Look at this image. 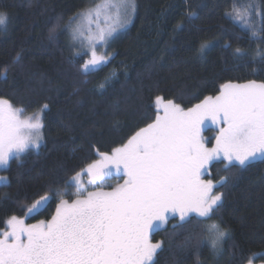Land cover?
<instances>
[{
  "label": "trees",
  "instance_id": "obj_1",
  "mask_svg": "<svg viewBox=\"0 0 264 264\" xmlns=\"http://www.w3.org/2000/svg\"><path fill=\"white\" fill-rule=\"evenodd\" d=\"M96 1L0 0L7 16L0 25V98L24 115L43 111L44 124L41 149L1 172L8 183L0 186V233L13 215L26 225L49 221L61 198H74L70 180L78 172L154 121L157 97L187 110L226 83H264V0H134L132 24L108 45L107 64L86 73L85 57L70 49L66 35L69 21ZM234 3L259 10L251 17L255 37L226 15ZM226 163L213 162L206 176L216 184L228 178L218 189L222 206L208 221L231 231L223 251L215 255L206 242L182 249L202 226L193 220L173 233L171 219L152 234L153 243L163 242L154 264L264 263L252 255L264 253V159L231 172ZM44 195V206L27 217Z\"/></svg>",
  "mask_w": 264,
  "mask_h": 264
},
{
  "label": "snow or ice",
  "instance_id": "obj_2",
  "mask_svg": "<svg viewBox=\"0 0 264 264\" xmlns=\"http://www.w3.org/2000/svg\"><path fill=\"white\" fill-rule=\"evenodd\" d=\"M110 8H117L116 20L106 22V27L97 24L92 34L93 17L98 19L102 10ZM134 11V0H102V4L79 14L89 34L77 28L71 35L74 41L88 44L91 58L83 64L86 73L107 63L110 57L98 55L96 43L106 47L116 25L130 23ZM226 15L253 37L257 35L251 17L259 15V10L251 4L234 3ZM6 21L7 16L0 13V25ZM205 47L202 45L201 50ZM156 104L163 115L157 114L152 123L111 155L99 153L101 159L88 164L84 171L91 190L82 186L84 173L78 172L73 181L81 187L71 201L59 200L49 221L26 225L15 215L8 219L10 231L0 233V264H154L163 242L153 243L150 237L170 219H176L173 233L193 220L202 226L200 232L186 237L182 249H199L206 242L215 255H220L225 239L232 238L231 231L208 221L222 206L223 193L218 189L227 186L228 178L216 184L203 177L215 161H227L225 170L231 172L232 168L264 159V83H226L218 95L207 96L187 110L162 97H157ZM22 111L0 98V167L7 166L13 157L19 160L30 148L40 147L44 127L41 113L22 118ZM208 121L218 127L214 147H208L201 135ZM113 169L122 171L126 179L111 191H104L102 181ZM5 179L0 177V181ZM48 199L41 196L26 212L38 210Z\"/></svg>",
  "mask_w": 264,
  "mask_h": 264
},
{
  "label": "rangeland",
  "instance_id": "obj_3",
  "mask_svg": "<svg viewBox=\"0 0 264 264\" xmlns=\"http://www.w3.org/2000/svg\"><path fill=\"white\" fill-rule=\"evenodd\" d=\"M98 4H102V0H97L90 8H87L86 10L92 9V8H94ZM134 4H135V1H134ZM86 10H84V11H86ZM84 11H82V12H84ZM82 12H80V13H82ZM134 13H135V11L133 13H131L130 23H127L126 25H123V26L116 25V30H115V32H113L112 36L108 39V42H107L106 47H102L99 42L96 43V51H97V54L98 55H107V52H108L107 47H108V45L110 44V42L113 40L114 37H116L117 35H119L120 33L124 32L127 28L130 27V25L132 24V20H133L132 18L134 17ZM79 14L76 15L72 19L74 21V23L68 24V30H67L66 40H67V42H68V44L70 46V49L72 51H74L75 54L85 57V60H86L85 63H86L87 60L91 58L90 52H88V50H87L88 49L87 42L85 41L84 43H81V40L74 41L72 39V35H71L72 30L77 29V28H81L85 32V35L86 36L89 34L88 25L85 22H83V21H81V20L78 19ZM119 15H120V18L122 19L123 16H124V8L123 7L119 8ZM116 18H117V8H110V9L102 10L101 15H100V17L98 19L95 16L93 17V21L94 22L91 25V32H92V34H95L96 33V31H97V24H99L101 27H106L107 24L113 23L116 20ZM106 22H107V24H106ZM81 39H83V38H81ZM106 64H103L102 66H104ZM102 66H100V67H98L96 69H93V70H91L89 72L96 71V70L100 69ZM111 81H112V78H110L106 83H103L100 86V90H104L105 87L109 83H111ZM156 107H157L158 114L159 115H163V109L160 108L157 104H156ZM37 113H41V120H42V123H43V111H39V112H35V113H32V114H27V115H24L21 112V117L24 118L26 116H33V115H35ZM41 133H42V139L40 141V147L38 149H32V148H30L26 152L31 151V150H33V151H39L41 149V147L43 146V143H44L43 129H41ZM217 134H218V127L215 124H212L210 121L206 122V124H205V126H204V128L202 130L201 135L203 136V138H204V140L206 142V145L208 147H214L215 146V139L214 138H215V136ZM25 153H23V154H25ZM23 154H21V156ZM14 159H15L14 157L11 158L9 160L7 166L0 167V177H5V176H3L1 174V172L3 170L7 169L9 167L11 161L14 160ZM100 159H101V157H100ZM81 173H84L80 177L81 182H82V186L89 187V189L91 190V186L88 184L89 176L86 174L85 171H83ZM113 178L114 179L117 178V179L116 180H113ZM124 179H126V176H124V173L122 171L121 172H117L115 169H113L112 170V174L110 176H106L104 178V181H102V183H104V185H105L104 191H111L112 188L115 187L117 184H122L123 181H124ZM204 179H206V176L204 177ZM7 183H8V179L6 178L4 181H0V186L6 185ZM70 183L73 184V185H75L77 187V190H78L79 187H81V185H78V184H76L73 181V178L70 180ZM45 203L46 202H44V204ZM44 204L38 210H35L32 213H27V217H30V216L34 215L35 213H37L44 206ZM193 216H195V214H193ZM35 224H38V223H35ZM5 231H10V229L8 228V226H7V228L3 232H5ZM3 232H1V233H3ZM151 240H152V238H151ZM252 264H255V263H252ZM262 264H264V263H262Z\"/></svg>",
  "mask_w": 264,
  "mask_h": 264
},
{
  "label": "flooded vegetation",
  "instance_id": "obj_4",
  "mask_svg": "<svg viewBox=\"0 0 264 264\" xmlns=\"http://www.w3.org/2000/svg\"><path fill=\"white\" fill-rule=\"evenodd\" d=\"M206 176H207V175H206ZM203 178H204V177H203ZM170 220H171V219H170ZM170 220H169V221H170ZM162 227H164V226H162ZM162 227H161V228H162ZM151 238H152V235H151L150 239H151Z\"/></svg>",
  "mask_w": 264,
  "mask_h": 264
}]
</instances>
